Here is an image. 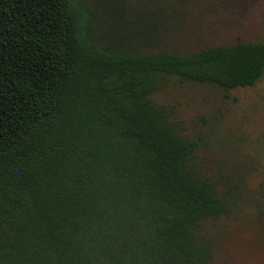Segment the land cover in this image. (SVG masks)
I'll list each match as a JSON object with an SVG mask.
<instances>
[{"label":"trees","instance_id":"16d2710c","mask_svg":"<svg viewBox=\"0 0 264 264\" xmlns=\"http://www.w3.org/2000/svg\"><path fill=\"white\" fill-rule=\"evenodd\" d=\"M144 17L0 0V264H212L218 221L264 216L262 189L207 163L153 99L253 87L264 41L146 48L161 22Z\"/></svg>","mask_w":264,"mask_h":264},{"label":"rangeland","instance_id":"374dc122","mask_svg":"<svg viewBox=\"0 0 264 264\" xmlns=\"http://www.w3.org/2000/svg\"><path fill=\"white\" fill-rule=\"evenodd\" d=\"M104 15L118 9L144 13L146 23L160 26L146 48L197 50L238 41H264V0H94ZM153 14H159L154 16ZM133 28L142 32L136 17ZM117 24V23H116ZM114 21L103 34L116 33ZM182 122L184 134L201 137L200 155L224 169L244 175L252 189L264 194V76L253 87L224 92L204 85H170L153 95ZM203 141V142H202ZM216 236L212 264H264V216L223 218L212 227Z\"/></svg>","mask_w":264,"mask_h":264}]
</instances>
